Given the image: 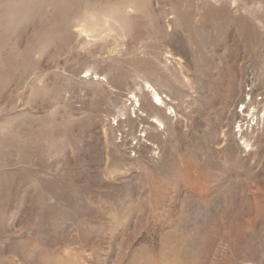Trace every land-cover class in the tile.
<instances>
[{
	"label": "rangeland",
	"instance_id": "obj_1",
	"mask_svg": "<svg viewBox=\"0 0 264 264\" xmlns=\"http://www.w3.org/2000/svg\"><path fill=\"white\" fill-rule=\"evenodd\" d=\"M0 264H264V0H0Z\"/></svg>",
	"mask_w": 264,
	"mask_h": 264
},
{
	"label": "built area",
	"instance_id": "obj_2",
	"mask_svg": "<svg viewBox=\"0 0 264 264\" xmlns=\"http://www.w3.org/2000/svg\"><path fill=\"white\" fill-rule=\"evenodd\" d=\"M240 129H241V128H240ZM238 132L241 133V132H242V129H241V130H238ZM240 135H241V134H240Z\"/></svg>",
	"mask_w": 264,
	"mask_h": 264
},
{
	"label": "bare ground",
	"instance_id": "obj_3",
	"mask_svg": "<svg viewBox=\"0 0 264 264\" xmlns=\"http://www.w3.org/2000/svg\"><path fill=\"white\" fill-rule=\"evenodd\" d=\"M160 100V99H159Z\"/></svg>",
	"mask_w": 264,
	"mask_h": 264
}]
</instances>
